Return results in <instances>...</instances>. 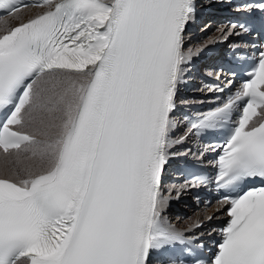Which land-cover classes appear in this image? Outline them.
Wrapping results in <instances>:
<instances>
[{"label": "snow or ice", "instance_id": "obj_1", "mask_svg": "<svg viewBox=\"0 0 264 264\" xmlns=\"http://www.w3.org/2000/svg\"><path fill=\"white\" fill-rule=\"evenodd\" d=\"M235 7L260 18L194 48L200 0H0L19 21L0 29V264H152L178 245L170 264H264V42L231 46L252 50L239 89L173 137L194 58L231 36L264 38V0ZM208 132L223 140L204 151L226 208L210 258L195 235L204 221L174 226L163 186L174 145Z\"/></svg>", "mask_w": 264, "mask_h": 264}, {"label": "rangeland", "instance_id": "obj_2", "mask_svg": "<svg viewBox=\"0 0 264 264\" xmlns=\"http://www.w3.org/2000/svg\"><path fill=\"white\" fill-rule=\"evenodd\" d=\"M209 20H202L198 25H197V29L196 31L194 32L195 35L194 36V39L193 40H190V43H192L190 46L192 47H200L202 44L206 43L207 41H209L210 39H213L214 38V35H215V38L219 37L220 36V32L218 31V29H220L222 26H224L223 24L220 25V24H214L212 25L210 22H208ZM11 24V22H9L8 26ZM207 25V27H205ZM0 29L1 26H0ZM193 35L191 37H193ZM206 40V41H205ZM204 84H201V86H199V88L194 92L196 96H194V94H189V96L187 98H191L192 100L193 99H196V100H199V101H202L200 100L202 96L206 95L208 92H209V89L208 88H203ZM190 99V100H191ZM198 101V102H199ZM185 128H184V125L182 126V131L180 132V135H183V133L185 132ZM172 184H175L174 186L178 189L181 190V186L182 185H185L183 182L181 181H177L175 183H172ZM170 186V188H173V185L171 186V184H168ZM169 187H167V189H170ZM184 189H188V192L191 190V187H186ZM177 191V190H176ZM175 191V192H176ZM188 192H187V195H188ZM180 196H186L185 192L183 190H181V194ZM169 200H176V199H172L170 198ZM196 205V202L194 201L193 202V206ZM182 206V205H180ZM213 206H215V204H212L211 206H208V207H200L198 208V210H187L188 213L186 214V216L184 218H182V221L180 222V226H182L184 229H187L189 228L190 226H192L196 221L198 220H203L204 221V226L207 224V220H205L204 218L206 216L209 215V213L211 212L210 210H213ZM199 212V213H198ZM196 213V215H195ZM200 214L201 216H199L198 214ZM174 216H171L170 217V220L171 222L173 223V225H175L178 221V218L176 214H173ZM191 216V217H189ZM209 216H213V217H217L215 215V213H212L210 214ZM177 217V218H176ZM186 217H189L188 219L184 220ZM190 221V222H189ZM178 224V223H177Z\"/></svg>", "mask_w": 264, "mask_h": 264}, {"label": "bare ground", "instance_id": "obj_3", "mask_svg": "<svg viewBox=\"0 0 264 264\" xmlns=\"http://www.w3.org/2000/svg\"><path fill=\"white\" fill-rule=\"evenodd\" d=\"M34 11H38V10H33V9H26V10H22L18 15L19 16H21V17H23V19L26 21L27 19H29L33 14H36ZM5 21L7 22V25L9 24V22H11V24L9 25V26H15L19 21L15 18V17H12V18H9V19H6V20H2V21H0V26H1V28H3L4 26H5ZM191 26V25H190ZM222 27H224V26H222ZM221 27V28H222ZM190 37H191V35H190ZM214 38H215V35H214ZM206 41V40H205ZM193 46V45H192ZM191 46V47H192ZM192 82H197L196 80H194V81H192ZM187 84V83H186ZM185 89H187V88H185ZM213 89V88H212ZM186 92V90L184 91V93ZM215 94V92H214V89L213 90H209V92L206 94V95H204V96H213ZM201 100V99H200ZM199 100H190V99H187L184 103L185 104H187V105H191V104H195V103H198V104H201V105H208L210 102L208 101V100H202V101H199ZM177 118V120H178V117H176ZM179 125H181V122H179L178 123V126ZM180 135V133H176V134H174L173 133V137H178ZM180 137V136H179ZM187 142V141H186ZM179 148V147H178ZM172 150H173V148H172ZM174 186V185H173ZM167 187H169L170 188V186L168 185ZM164 189H165V191L167 190L166 188H165V186H164ZM172 189V196H171V198L172 199H178V198H176V190H178V188H177V186L176 187H173V188H171ZM181 190H183L184 192H185V194H186V196H180L179 195V199L180 200H184V199H187L188 197H187V192H188V189H181ZM176 200H170V202H172V203H175V201ZM195 200H192L191 202H189V203H186V204H181L182 206H180V208L182 209V210H189L191 207H195V206H193V202H194ZM196 202V201H195ZM168 205H169V202H168ZM222 209V206H219V205H217V206H213V210H210L211 212L209 213V215L210 214H212V213H215V211L219 214L220 212H221V210L220 211H217V209ZM170 212V209H168V207H166V209H165V213L168 215V213ZM199 213V212H198ZM197 213V214H198ZM218 214H215V215H217V217H219V215ZM195 215H196V213H195ZM199 216H201L200 214H198ZM208 215V216H209ZM189 217H191V216H189ZM189 217H186L184 220H186V219H188ZM222 217H224V215H222ZM221 217V218H222ZM182 221V218L181 219H178V224L176 223L175 224V226L178 228V229H184L182 226H180L179 224H180V222ZM190 222V221H189ZM205 228L207 229V231H211V225H206L205 226ZM211 234L213 233V231L212 232H210Z\"/></svg>", "mask_w": 264, "mask_h": 264}]
</instances>
